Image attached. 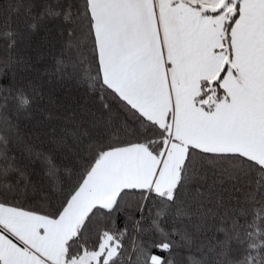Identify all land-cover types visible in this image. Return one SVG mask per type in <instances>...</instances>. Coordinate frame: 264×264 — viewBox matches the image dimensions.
<instances>
[{"label":"snow or ice","instance_id":"6c2138e0","mask_svg":"<svg viewBox=\"0 0 264 264\" xmlns=\"http://www.w3.org/2000/svg\"><path fill=\"white\" fill-rule=\"evenodd\" d=\"M0 264H264V0H0Z\"/></svg>","mask_w":264,"mask_h":264}]
</instances>
